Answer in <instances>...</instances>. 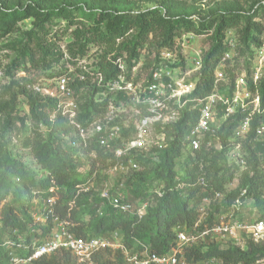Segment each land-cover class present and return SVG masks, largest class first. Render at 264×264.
<instances>
[{"label": "trees", "instance_id": "16d2710c", "mask_svg": "<svg viewBox=\"0 0 264 264\" xmlns=\"http://www.w3.org/2000/svg\"><path fill=\"white\" fill-rule=\"evenodd\" d=\"M58 2L60 0H20L19 3L0 0V43L3 42V48L15 52L4 73L12 78L0 93V204L7 202L0 210V264H6L11 250L10 242L18 241V237H22L26 244L31 243L32 239L39 243L47 240L56 227L53 223L54 216L69 221V230L77 236L108 237L118 231L130 251H139L142 245L146 244L152 252L158 254L168 253L175 245L178 225L187 228L194 226L200 215L201 202L215 191L224 192L225 196L222 201L213 202L208 206L202 229L217 223L219 217L230 210L243 188L247 189L248 197L253 198L260 216H263L264 134L257 139L255 131L257 126L264 123V112L253 118L251 131L246 139L242 140L236 135L246 115L245 112L238 111L216 128V136L224 145L221 150L202 148L191 151L188 148L187 135L198 119L199 110L193 108L194 103L189 100L181 110L180 119L164 126L167 146L155 149L159 160L152 161L149 156L137 154V160L146 165V168L126 176L128 184L136 183L137 186L144 187L145 191L140 194L144 195L140 198L142 202L150 201L151 195L155 196L154 204L148 206L140 217L137 211L125 213L110 205L96 193L94 187L87 191L81 190V185H89L88 177L94 172L97 163L102 167L114 165V155L100 147L95 137L86 145L79 137L71 140L73 144L60 138L56 133L57 123L63 122V117L61 118L57 108V99L32 89L28 78L13 77L19 69H27V65L53 70L55 64L63 57L52 27L54 21L66 18L68 25L75 22L77 24L75 13L82 11L80 17L88 24L74 30L75 41L68 45V51L72 58H81L90 44L105 46V50L94 64V70L103 73L105 80L115 79L120 74L131 80L133 69L138 65L145 44L151 37L160 38L159 48L162 49L173 47L176 38L184 32L211 34L210 48L203 56L194 91L189 97L204 98L214 91L216 68L228 51L224 43L226 30H239L242 41L240 50L244 55L253 56L254 49L263 43V24L257 19L264 14V0L257 3L248 14L229 10L199 22L190 18L166 17L167 14L164 16L159 8L137 13H117L105 6L95 10L88 9L86 6L92 7L88 2L86 6L78 4L72 8H65ZM31 17L34 19L31 28L21 30L20 22ZM17 32H20L19 39L5 42L8 36ZM157 55L158 57L154 58V68L159 64V54ZM151 62L149 59V65ZM64 71L61 68L56 74L61 75ZM49 75L55 76L53 73ZM151 75L152 73L148 81ZM248 80L251 90H258L260 93L264 105V76L257 84L249 78ZM71 86L76 95L84 93L82 102L78 97L79 119L84 125L103 115L110 99L117 103L125 102L124 93L105 91L104 86L92 82L89 74L85 80L76 76ZM235 87L234 76L229 88L225 89L222 85L220 91L232 96ZM25 104L28 114L22 112ZM53 113L57 118L51 121ZM221 116L222 113L219 112V118ZM115 122L121 126L118 142L127 141L135 135L136 125H126L121 118ZM40 128L45 130L40 131ZM156 129L161 130L159 124H156ZM67 133L65 130L64 134ZM20 134L23 146L30 148L38 168L23 162L22 156L17 154L18 148L13 143V138L19 137ZM236 142H242L249 166L241 174L237 187L227 190L226 186L234 180L238 168L227 164L226 151L228 146ZM81 150L96 154L91 169L86 173L78 171L76 155ZM179 165L181 172L177 169ZM201 176L205 178V185L199 183ZM157 182L163 186L161 195L157 192L148 194L146 190ZM53 196L56 197L54 216L51 215L44 225L34 224L31 212L37 205L35 201L47 202ZM32 228L35 230L32 231ZM222 241L208 237L204 241L185 247L182 258L186 264H198L211 259H215L219 264H264V242H256L249 237L245 238L244 246ZM31 264L89 263L80 262L71 250L62 248L34 260ZM91 264L129 263L122 251L107 248L95 252Z\"/></svg>", "mask_w": 264, "mask_h": 264}, {"label": "built area", "instance_id": "2783aa9c", "mask_svg": "<svg viewBox=\"0 0 264 264\" xmlns=\"http://www.w3.org/2000/svg\"><path fill=\"white\" fill-rule=\"evenodd\" d=\"M194 38L195 34L192 32H184L176 38V42L182 50L192 49ZM239 40L236 29L226 30L224 43L228 51L216 68L214 91L204 98H189L194 91L195 82L189 80L187 75L182 73L180 58L171 48L160 50L158 66L153 69L150 81L141 86L132 80H127L123 74L115 79L105 80L103 73L98 70L93 72L92 67L83 65L78 74L80 80H85L89 74L93 83L104 86L105 91L124 93V96L135 105L134 108L139 116V121L135 135L127 141L118 142L121 126L115 122L122 115L123 103H117L110 99L107 111L104 113L106 114L104 120H95L89 125H84L79 120V103L75 90L71 86L75 79L73 74L67 72L57 78L55 93L52 95L57 99L58 110L70 120L84 142L95 137L100 147L114 155L113 169L122 175L117 187L105 186L100 191L99 195L104 201L122 212L137 211L140 217L144 215L149 206V201L141 202L139 207L133 206L124 194L126 176L141 170V162L136 158L137 152H141V150L152 145L158 144L159 148L167 146L163 128L165 125L176 123L180 119L181 110L189 100L194 103L193 108L199 110L198 119L187 135L189 150L198 151L202 148L221 150L224 145L216 136V128L221 122L238 111L245 112L246 115L242 119L236 135L242 140L247 138L251 131L253 118L264 112L260 93L258 90H251L245 74H240L237 77L232 96L221 92L219 87V83L226 79L221 66L231 57V53L239 45ZM254 50L256 51L255 67L250 79L254 84H257L264 76V42ZM194 54L193 59L196 63V69L199 71L205 52L201 49H194ZM121 66L123 67V65ZM38 91L40 92V89ZM219 112L222 113L221 118H219ZM156 124L160 125L161 130L157 131L158 140L155 142L152 140L151 133L155 130ZM255 134L257 139L264 134V123L257 126ZM241 143H233L228 146L226 151L227 164L235 165L238 168L234 180L240 179L241 174L249 166L248 156ZM151 159L158 161L159 157L155 154ZM198 180L201 185L206 184L204 176L199 177ZM234 183L235 181L229 184L234 187ZM179 185L183 186L182 184ZM157 194L161 195V191L158 190ZM224 196V192L215 191L213 195L205 197L199 206L200 215L194 226L187 228L184 225H178L176 227V243L166 254L152 252L146 244H143L139 251H130L122 241L118 231L113 232L108 237L85 238L77 236L69 230V221H63L54 216L56 197L53 196L47 202L45 201L43 206L41 205L40 213L33 215L34 224L38 226L46 224L49 217L54 216L53 223L56 224V227L49 238L42 243L32 239L29 244H26L22 237H18V241H8L11 244V250L6 264H31L34 260L62 248L71 250L80 262H88L89 264H91V258L95 252L107 248L122 251L129 264H186L182 258L185 247L204 241L208 237L231 241L241 246H244L246 237L252 238L256 242H264V215L260 216L253 198L248 197L246 188L241 190L230 210L221 215L217 223L211 227L201 228L206 219L208 206L213 202L222 201ZM247 203H253V206L247 207ZM250 210L258 213L255 218L251 215ZM1 220L2 215L0 213V225ZM34 230L35 228H32V231ZM206 263L219 264L215 259Z\"/></svg>", "mask_w": 264, "mask_h": 264}, {"label": "rangeland", "instance_id": "374dc122", "mask_svg": "<svg viewBox=\"0 0 264 264\" xmlns=\"http://www.w3.org/2000/svg\"><path fill=\"white\" fill-rule=\"evenodd\" d=\"M20 0H9L11 3H19ZM24 2H30V0H23ZM261 0H60L59 5L63 4V7L65 8H72L76 5H82L86 6L85 4L91 3L92 7L86 6L88 9H98L103 6L108 7L112 9L113 11H117V13H125V12H141L143 10H147L150 8H159L161 13L166 17L169 18H190L194 19L197 22L208 18L216 13H223L227 12L229 10L241 12V13H250L257 3H259ZM95 2V3H94ZM76 17H77V24H71L68 25V20L66 18H60L54 21L53 24V30L54 34L57 35L56 42L57 45L60 46L63 57L59 63L55 64L53 67V70H43L36 66L27 65V69H19L13 78L15 79H22V78H28L31 81V88L35 91H38L40 89V92H42L44 95L51 94L50 96H54L52 94L55 93L56 88V80L60 76V74H56L57 71H59L61 68L65 70L62 74L71 72L76 78L78 74L80 73V69L83 67V65H87L89 68H93L94 71V64L97 62L98 57L100 54L105 50V46H96L93 43L88 46V49L86 50V54L79 58H72L70 52L68 51V45L75 41V38L73 36L74 30L78 27H82L84 24L87 25V21L83 18H81L82 11H76ZM263 24L264 29V14L261 15L257 19ZM34 22V19L31 17L29 19H26L25 21L20 22L19 26L20 29L25 31L31 28L32 24ZM195 34V38L192 41V49L186 48L181 49L180 45L177 44V42L174 44L173 47H170L174 50V52L177 54V56L180 58V65H181V71L183 74L187 75V78L193 82H196V75L198 74V71L196 69V63L194 61V49H201L203 52L208 51L211 45V34ZM238 36L240 39V34L238 30ZM20 38V32L14 33L10 36H8L5 40V42L14 41L16 39ZM262 39L264 42V33L262 34ZM159 37H151L149 39V42L145 44V49L142 52V55L140 57V61L138 65L133 69L131 80L135 82V84H138V86H141L145 84L148 81L149 75L152 73L154 69V58L159 54L160 49L159 48ZM3 42L0 43V93L3 90V87L8 84L11 76L7 77L4 73L6 68L8 67L10 61L15 56V52L12 49L3 48L2 46ZM240 47H242V41L239 40V45L236 47V49L231 53V57L228 58V60L223 63L221 68L224 70L225 74V80L221 81L219 83V87L223 85L225 89L229 88V85L231 83L232 77L235 76V79L237 80V77L240 74H245L247 78L250 79L253 68L255 67V54L256 51H254L253 56L252 55H244L242 54ZM159 50V51H158ZM152 60L151 64L149 65V59ZM74 60V61H73ZM249 63V65H248ZM50 73H53L55 76L50 77ZM61 74V75H62ZM84 93H78L77 99L82 98ZM123 101V111L121 115V120L126 124H134L137 126L139 121V116L137 115L134 104L132 101L128 100L127 98ZM83 100L81 99V102ZM22 112L29 113L28 107L23 105ZM60 112V111H59ZM99 115L95 120H104V116ZM60 116L63 119V122L58 124L57 134H59L60 138H63L64 140L70 142L73 138H81L78 131L75 129V127L72 125L70 120L64 116L60 112ZM80 117V113H79ZM57 118L56 114L51 115V121H54ZM80 120V119H79ZM100 120V121H101ZM92 121V122H93ZM81 122V121H80ZM122 122V123H123ZM91 123V122H90ZM89 123V124H90ZM28 124L31 125V122L28 121ZM88 124V125H89ZM1 130V125H0ZM45 129L40 128V131H43ZM67 130L68 133L64 134V131ZM63 132V133H61ZM157 129L155 128L154 131L151 133L152 140L155 142L158 140V137L156 135ZM82 139V138H81ZM86 145L88 143L84 142ZM23 138L20 134L19 137L13 138V143L17 145V154L22 156V160L25 163H28L31 166H35L36 168L39 167V165L36 163L35 158L33 157V154L30 151V148L24 147L23 144ZM155 149H159V145H152L149 146L147 149L141 150L138 154L141 156H149L150 158L153 157L157 151ZM76 159L78 160V171L80 173H86L91 169V163L94 158H96L95 153H85L83 150H81L77 155ZM112 161V159H110ZM152 160V159H151ZM153 161V160H152ZM107 165V164H106ZM150 166V165H149ZM148 167V165H147ZM146 165L141 163V171L145 170ZM178 171L180 170V165L177 166ZM122 178V175L118 172H116L113 169V165H107L102 167L100 163H97V167L95 168L94 172L91 176L88 177V183L87 187L86 185H81V190L87 191L90 188L94 187L96 190V193L99 194L100 191L105 186H110L112 188H115L118 186L120 180ZM234 183V187H232L230 184L227 185V190L235 188L236 184H238L239 179L233 180L231 183ZM138 187V188H137ZM162 184L159 182L155 183L153 186H150L146 191L148 194L152 192H157L158 190H161ZM125 196L131 201L133 206L139 207L141 204V199L144 195H140L142 192L145 191L144 187L137 186L136 183L128 184L126 179V187L124 188ZM136 190V191H135ZM38 201V200H37ZM155 196L150 197L149 206L154 204ZM45 201L36 202L37 204L35 208L32 210V216L34 214H38L41 212V204H44ZM7 203L6 201H3V203L0 204V210L3 206V204ZM104 205V204H103ZM247 207H252L253 203H247ZM86 218V215L84 216ZM223 242V241H222ZM225 243V242H223ZM244 243V242H243ZM198 264H207L206 262H200Z\"/></svg>", "mask_w": 264, "mask_h": 264}, {"label": "crops", "instance_id": "0c3cea01", "mask_svg": "<svg viewBox=\"0 0 264 264\" xmlns=\"http://www.w3.org/2000/svg\"><path fill=\"white\" fill-rule=\"evenodd\" d=\"M130 201V200H129ZM142 202V201H141ZM251 215L253 216V218H255L257 216L258 213H254V210H250Z\"/></svg>", "mask_w": 264, "mask_h": 264}]
</instances>
